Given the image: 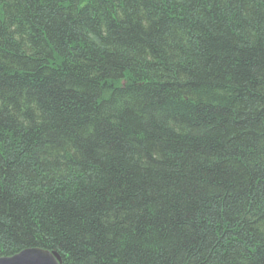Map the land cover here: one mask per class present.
Returning a JSON list of instances; mask_svg holds the SVG:
<instances>
[{
	"label": "trees",
	"instance_id": "16d2710c",
	"mask_svg": "<svg viewBox=\"0 0 264 264\" xmlns=\"http://www.w3.org/2000/svg\"><path fill=\"white\" fill-rule=\"evenodd\" d=\"M264 264V0H0V257Z\"/></svg>",
	"mask_w": 264,
	"mask_h": 264
},
{
	"label": "water",
	"instance_id": "95a60500",
	"mask_svg": "<svg viewBox=\"0 0 264 264\" xmlns=\"http://www.w3.org/2000/svg\"><path fill=\"white\" fill-rule=\"evenodd\" d=\"M60 257L55 251L39 247L25 248L9 256L0 257V264H59Z\"/></svg>",
	"mask_w": 264,
	"mask_h": 264
}]
</instances>
